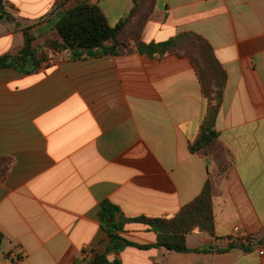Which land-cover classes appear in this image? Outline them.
<instances>
[{
	"label": "crops",
	"instance_id": "crops-1",
	"mask_svg": "<svg viewBox=\"0 0 264 264\" xmlns=\"http://www.w3.org/2000/svg\"><path fill=\"white\" fill-rule=\"evenodd\" d=\"M4 1L13 21L0 18V57L22 49L26 29L34 48L61 43L54 21L83 3L98 5L111 27L133 9L132 0ZM136 20L120 55L0 69V264H86L87 249L104 255L111 241L104 202L127 218L171 219L201 195L217 167L190 150L207 110L198 75L187 57L150 58L139 47L184 33L206 39L228 74L216 131L233 165L214 200L215 235L196 229L190 252H169L154 247L147 226L128 224L121 235L150 248L107 259L264 264L256 245L228 240L236 226L264 238V0H154L138 39Z\"/></svg>",
	"mask_w": 264,
	"mask_h": 264
},
{
	"label": "trees",
	"instance_id": "trees-1",
	"mask_svg": "<svg viewBox=\"0 0 264 264\" xmlns=\"http://www.w3.org/2000/svg\"><path fill=\"white\" fill-rule=\"evenodd\" d=\"M68 1L62 0L57 6L61 7ZM132 2L133 9L128 17L116 27L109 25L104 13L96 4L83 3L62 12L54 21V27L60 33L62 42L48 41L42 49L34 48L36 39L31 34V29L24 30V46L14 55L0 57V69H13L22 73L34 72L41 67L49 49L69 55L72 59L102 54L120 55L128 51L130 44L121 40L123 31L134 19H137L135 38L138 39L154 9V0H132ZM5 7V1L0 0L1 14H4ZM8 20L13 21L9 16ZM139 47L142 53L150 58L176 54L190 59L207 101L206 115L200 134L197 141L190 146V150L192 153L213 160L217 171L208 180L201 195L184 206L171 219L127 218L118 207L110 202H104L101 205L99 217L111 241L106 254H95L91 260L85 261L86 264H121L119 261H109L107 255L120 252L125 247L138 246L121 235L128 224L139 223L147 226L157 235V243L154 247L163 248L169 252H190L187 237L196 229L214 236L216 231L214 200L218 195L219 186L233 165L231 152L220 141L216 131L228 74L209 42L197 34L184 33L163 43L140 44ZM5 163L6 159H0L1 167ZM4 170L5 166L2 168V171ZM3 176L4 174H1L0 178ZM138 247L150 248L149 246Z\"/></svg>",
	"mask_w": 264,
	"mask_h": 264
},
{
	"label": "built area",
	"instance_id": "built-area-1",
	"mask_svg": "<svg viewBox=\"0 0 264 264\" xmlns=\"http://www.w3.org/2000/svg\"><path fill=\"white\" fill-rule=\"evenodd\" d=\"M7 13L6 11L4 12V14L0 13V18H6L7 17ZM62 54L58 53L56 51L53 50H47L46 53V58L42 63L43 67H50V66H54L56 65L59 61H61L62 59ZM231 243H240L242 245H246V246H253L256 245L258 247V253L260 256H264V238H259L257 237V235L252 234V233H248L247 231H245L241 226H236L233 229V232L230 236V238L228 239ZM95 255V253L90 250L87 249L84 253V258L91 260L93 258V256Z\"/></svg>",
	"mask_w": 264,
	"mask_h": 264
},
{
	"label": "water",
	"instance_id": "water-1",
	"mask_svg": "<svg viewBox=\"0 0 264 264\" xmlns=\"http://www.w3.org/2000/svg\"><path fill=\"white\" fill-rule=\"evenodd\" d=\"M0 243H1V240H0Z\"/></svg>",
	"mask_w": 264,
	"mask_h": 264
}]
</instances>
